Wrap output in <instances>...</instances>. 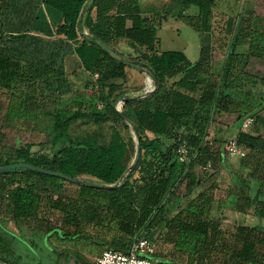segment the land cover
<instances>
[{
  "label": "trees",
  "instance_id": "1",
  "mask_svg": "<svg viewBox=\"0 0 264 264\" xmlns=\"http://www.w3.org/2000/svg\"><path fill=\"white\" fill-rule=\"evenodd\" d=\"M89 1L0 0V90L8 97L7 107L0 106V113L4 110L0 116V167L25 163L87 181L75 184L23 167L1 173L0 228L4 229L2 222H7L39 236L56 229L62 239L79 238L101 249L111 246L126 251L134 238L149 239L152 231L163 226L167 231L162 240L173 241L178 232L184 231L202 235L207 251L215 249L219 228L207 209L216 205L215 179L227 157L228 143L219 136L223 128L220 116L231 111L234 101L230 91L235 84L264 81V72L262 76L248 73L250 57L261 56L264 43L238 56L234 53L235 36L223 72L217 76L211 73L207 47L201 46L199 58L193 63L179 51L158 52L155 44L159 25L141 16L137 7H117V13L130 14V22L125 24L109 22L106 12L111 9L110 3L103 6L102 0H93L88 6ZM94 5L95 22L88 14ZM201 13L207 16L209 11ZM118 41L139 49L140 55L124 58L114 47ZM71 55L77 57L84 71L96 75L84 91L91 90L90 96L101 102L102 108L74 100L84 92L76 94L69 80L65 60ZM127 66L147 71L155 88L150 95L133 99L119 91L113 81L125 79ZM119 100L121 106L116 110ZM125 106L130 111L124 110ZM40 112L46 142L52 135L68 138L70 126L78 120L92 122L98 129L110 120L112 128L102 142L98 132L77 136L75 144L60 155L33 152L28 143L13 148L12 153L3 151L2 129L10 127L11 117L23 119ZM256 121L261 122L259 115H254ZM129 124L136 144L130 137L124 141L120 134V129H127ZM235 141L247 146L250 153L264 152V136L250 129L239 128ZM182 142L189 151L186 161H180L176 153ZM133 161L135 165L127 173ZM32 178L41 182V190L48 184L65 182L76 187L78 198H43L30 182ZM243 185L252 187L250 178ZM258 195L260 190L254 196H245L257 223L236 227L237 247L221 246L227 255L226 264H264V256L256 250L264 246V197L259 199ZM49 209L70 215L75 220V232L63 234L61 227L51 226L46 214ZM89 228L94 231L89 232ZM153 259L177 262L156 253ZM81 263L89 264L82 259L74 264ZM177 263L203 264L193 259ZM56 264L67 262L57 259Z\"/></svg>",
  "mask_w": 264,
  "mask_h": 264
},
{
  "label": "crops",
  "instance_id": "2",
  "mask_svg": "<svg viewBox=\"0 0 264 264\" xmlns=\"http://www.w3.org/2000/svg\"><path fill=\"white\" fill-rule=\"evenodd\" d=\"M109 3L111 9L106 12L109 22H124L125 24L130 22V14L117 13L118 6L130 9L137 7L141 16L148 17L150 22H161L167 16L181 18L195 32L200 34L202 40H204L205 43H202V46L209 49V64L213 75L218 76L222 74L231 40L235 36H237V45L234 53L238 56L246 55L249 49L255 45L264 43V0H102L103 6ZM37 8L39 13H41V4ZM205 9L209 11L207 16L201 13ZM88 14L91 20L95 22V5ZM156 38L155 49L158 52L173 51L160 50L157 31ZM114 47L126 59L140 55L139 49L131 47L122 41L115 43ZM183 54L185 55V53ZM65 66L69 80L73 84V87L77 89L76 94L81 91L86 92L84 91L86 84L96 79L95 74L88 73L82 69L79 60L74 55L66 58ZM263 72L264 53H261V56H251L248 73L262 76ZM125 76L124 80L119 79L113 82L119 86V91H123L127 98L142 99L150 95L155 89L154 83L145 69L141 71L127 66L125 67ZM142 85L144 86L140 88ZM149 88H152V90L150 91ZM133 89L134 92L130 93ZM234 92L235 94H233ZM230 94L233 96L234 103L229 113H224L220 116L221 125L223 126L219 133L220 138L226 141L227 139H229L228 141L235 140L236 133L241 127L264 136V110L261 109L264 104L262 100L264 97V81L261 82L259 79L255 83L246 80L242 81L234 85ZM74 100L81 101L86 106L96 105L97 108H102L103 106L101 102L90 96V94L83 93L82 96L77 95L74 97ZM70 101L67 100L66 103L71 104ZM135 106L136 104L133 105V107ZM123 109L130 111L128 106H125ZM254 115H259L261 122L256 121L254 123ZM41 117H43L42 112ZM248 118H251L252 122L244 127L243 124ZM78 122L83 121L78 120L75 123ZM105 123L112 125L110 120H107ZM128 126L130 127V124ZM95 127L97 126L95 125ZM120 134L124 141L129 137L133 140L132 136L124 139L121 129ZM147 134L149 135L150 133ZM226 147L227 144L225 145ZM238 147L244 151L241 156H230L227 150V157L221 165L219 175L215 179L217 186L215 189V202L220 205L222 200L227 201L229 198H232L233 200L235 199L234 201L237 203L238 210H244L245 208L252 213L246 206L245 196H254L260 190L259 199H263L264 197V152L257 153L252 151L250 153L247 146L238 145ZM250 172H253L251 177L249 176ZM248 178L252 182V187L250 188H246L243 185V182H246ZM260 182L263 184V187H258ZM254 217L257 219L256 216ZM47 232L50 231L41 232V235L49 238Z\"/></svg>",
  "mask_w": 264,
  "mask_h": 264
},
{
  "label": "rangeland",
  "instance_id": "3",
  "mask_svg": "<svg viewBox=\"0 0 264 264\" xmlns=\"http://www.w3.org/2000/svg\"><path fill=\"white\" fill-rule=\"evenodd\" d=\"M155 23L159 25L157 37L160 50L181 51L185 53L189 61H197L202 43H205L200 34L176 16H167L161 22ZM242 81L244 82L245 80ZM143 86H140V88ZM133 92L134 89L130 91V93ZM84 93L91 94L92 91L88 90ZM7 102V95L0 90V106L3 109L7 107ZM3 109L0 113L1 117L4 115ZM42 120L41 112L23 119L11 117L10 121H8L10 127L2 129L5 136L3 151L12 153L13 148L28 143L31 144L33 152L42 151L50 155H60L68 146L75 144L77 136L98 132L100 142H102L107 140L112 128L110 123H105L101 129H98L92 123L78 122L70 126L68 138L52 135L50 140L46 142L48 138L41 131ZM121 131H123L124 139L132 136L133 143L136 144V137L131 127L122 128ZM239 150L244 152L241 148ZM30 182L35 183V189L38 193H42L43 198L57 199L61 197L69 201L77 199L79 195L76 187L65 182L48 184L42 190L41 182L35 178L30 179ZM234 200L232 198L227 201L222 200L217 208L216 204L207 209L209 217L218 223L219 234L214 238L213 245L215 249L207 251L202 235H191L184 231L176 232V238H173V241L169 239L167 241L162 240L167 230L161 226L159 229L152 231L149 237L154 247V253L161 258L182 263H188L193 259L194 262L201 261L203 264H226L227 255L226 252L221 250V246L237 247L235 241L236 227L253 226L258 221L247 209L238 210L237 203ZM46 214L48 223L51 226L61 227L63 234L71 235L75 232V220L70 215L52 209H49ZM2 225L4 229L0 228V264H56L55 260L57 259L59 262H67V264H74L75 261L81 259L91 263L101 252V248L90 241L79 238L75 240L62 239L61 232L56 229L47 232L48 238L47 236L43 237L41 234L40 236L34 234L26 229L18 230L11 223L2 222ZM88 231L93 232L94 229L89 228ZM112 231V234L119 235L115 230ZM103 232H107V230L104 229ZM104 237L108 239V236ZM256 250L257 254L264 256V246H257ZM224 251H228V249ZM58 253H61L60 258H57Z\"/></svg>",
  "mask_w": 264,
  "mask_h": 264
},
{
  "label": "built area",
  "instance_id": "4",
  "mask_svg": "<svg viewBox=\"0 0 264 264\" xmlns=\"http://www.w3.org/2000/svg\"><path fill=\"white\" fill-rule=\"evenodd\" d=\"M96 88L97 86L95 85L94 89ZM149 90L151 91L152 88H149ZM121 102V100L116 102V110L120 109ZM251 122V118L246 119L243 124L244 127L248 126ZM227 150L230 156L243 155L235 140L228 141ZM176 153L180 161L188 159L189 151L185 142H182L177 147ZM153 255L154 247L150 240L136 237L131 241L126 251H120L111 246H104L99 255L89 264H181L172 261L156 260L153 259Z\"/></svg>",
  "mask_w": 264,
  "mask_h": 264
},
{
  "label": "water",
  "instance_id": "5",
  "mask_svg": "<svg viewBox=\"0 0 264 264\" xmlns=\"http://www.w3.org/2000/svg\"><path fill=\"white\" fill-rule=\"evenodd\" d=\"M90 3H91V0L88 2V5ZM135 68L142 71V68H139V67H135ZM134 165H135V161H133L132 164L128 167L127 173H129L133 169ZM15 167L27 168L29 170H32V171H35V172H38V173H41V174L51 175V176H54V177L62 178L65 181L72 182V183H75V184H87V181L86 180H82L80 178H68V177L62 176L60 173H58L56 171L46 170L44 168L31 166V165L25 164V163L10 164V165L1 166L0 167V174L3 173V172H5V171H7V170H10L12 168H15ZM117 184H115V186Z\"/></svg>",
  "mask_w": 264,
  "mask_h": 264
},
{
  "label": "flooded vegetation",
  "instance_id": "6",
  "mask_svg": "<svg viewBox=\"0 0 264 264\" xmlns=\"http://www.w3.org/2000/svg\"><path fill=\"white\" fill-rule=\"evenodd\" d=\"M82 264V263H81Z\"/></svg>",
  "mask_w": 264,
  "mask_h": 264
}]
</instances>
